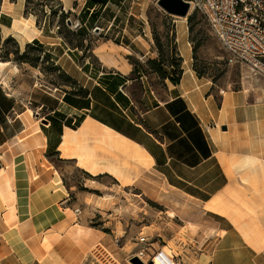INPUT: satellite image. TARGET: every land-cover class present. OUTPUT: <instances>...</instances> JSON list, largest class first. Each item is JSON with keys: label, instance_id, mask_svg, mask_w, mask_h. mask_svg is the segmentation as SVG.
Segmentation results:
<instances>
[{"label": "rangeland", "instance_id": "374dc122", "mask_svg": "<svg viewBox=\"0 0 264 264\" xmlns=\"http://www.w3.org/2000/svg\"><path fill=\"white\" fill-rule=\"evenodd\" d=\"M91 2L0 0V60L9 58L20 65L14 67L10 83L22 96L30 120L47 124L46 119L54 115L67 117L72 112L64 100L65 92L77 93L83 85L91 90L103 77L104 69L121 70L138 78L144 76L156 94L163 95L171 76H182L183 67L192 68L200 80L205 101L223 118L230 117L225 97L231 93L246 95L248 103L264 104V77L247 64L232 59L202 11L192 8L187 17H180L165 11L158 0H112V4L121 8L120 12L110 10L109 2L101 17L94 20L86 16ZM5 15H11L14 21L29 18L37 28L35 37L29 40L16 33L12 29L14 23L9 28L2 26ZM132 38L136 39L134 45L127 48L126 39ZM34 39L43 43L47 57L31 44ZM141 48L150 49L152 58H139ZM56 63L64 68L54 69ZM141 81L131 86L136 93L141 90ZM74 116L78 120L73 127L78 129L81 123ZM247 131L248 135L255 134L253 129ZM85 134L86 142L95 148L93 159L101 169L114 167L130 180L152 169L149 156L138 146L121 142L117 134L108 131L103 120L91 123ZM217 157L221 172L215 173L203 187L206 196L199 198L197 206L205 207L212 217H225L241 232L235 220L242 221L252 244L264 241V204L257 206L245 199L256 191L250 186L248 193L238 194L242 178L252 172L249 168L260 172L264 156L258 158L249 152L248 146H243ZM0 163L2 168L3 162ZM53 166L65 186L60 185L65 197L57 205L34 209V220L47 217L54 207L62 206L75 211L74 222L103 232V235L95 232L84 244L87 255L83 264H150L164 245L176 254L173 258L176 264H191L199 256L206 258L204 253L214 249L220 226L209 227L197 212L188 221L173 218L167 208L109 173L95 176L79 167L75 160L63 158H55ZM257 193L264 195V187L260 186ZM213 199H224L231 208L226 214L209 209ZM3 235L0 234V244L6 245V240L10 246L15 245ZM17 243L27 247L25 240Z\"/></svg>", "mask_w": 264, "mask_h": 264}, {"label": "crops", "instance_id": "0c3cea01", "mask_svg": "<svg viewBox=\"0 0 264 264\" xmlns=\"http://www.w3.org/2000/svg\"><path fill=\"white\" fill-rule=\"evenodd\" d=\"M111 1L109 0L110 3ZM109 2L102 8L99 17ZM96 7L87 8L90 10L88 17L91 18V13ZM110 7L116 14L120 12L121 8L115 4L111 3ZM2 21V26L8 28L14 23L11 15H5ZM134 40L136 39L132 38V41L126 39L129 43L126 47L131 48ZM33 42L31 44L43 50L47 57L43 43L39 39H34ZM120 43L124 45L123 42ZM150 53V49L143 51L141 48L138 52L139 58H152ZM14 67L19 68L20 65H16L9 58L4 62L0 60V155L14 163V186L20 220L30 221L38 230L59 225L64 218L62 206L54 207V212L42 219L34 220L33 212L34 209H41L46 204L57 205L65 197L63 190H55L54 183L58 184V181L53 171V161L55 158L65 159L60 146L66 130L68 128L74 130L73 126L78 120L74 115L78 116L80 126L87 122L89 115L87 112L91 110L93 102L92 89H86V85H83L82 90L77 93L65 92L64 100L72 112L67 117L54 115L46 119L47 124L39 120L33 121L26 117L23 98L16 93L10 83L11 76L15 75ZM54 67L61 69L63 66L56 63ZM183 68L184 73L180 81L168 83L163 89V95L156 94L144 76L138 78L121 70L104 69V75L97 83L113 97L126 114L119 129L120 138L126 142L119 138L120 141L138 146L158 165L175 161L188 167H199L214 156L223 153L229 155L231 151H238L243 146H248L249 152L258 158L264 156V104L248 103L246 95L240 92L231 93L225 97L230 117L223 118L222 114L214 113L215 110L205 101L200 80L192 68ZM135 81H141L139 93L131 87ZM36 122L45 137V146L33 150L32 153H19L12 142L31 123ZM247 128L253 129L255 134L248 135ZM261 170L263 167L259 171ZM58 176L61 177L60 174ZM39 191L45 192V195H41ZM213 217L219 221L220 226L214 249L209 254L204 253L206 258L199 256L191 264H264L263 240L254 245L237 227L225 221V217ZM55 218V222L50 221ZM3 237L15 245L10 246L3 238L6 245L0 244V247L9 251L6 255L0 256V264H42L36 258L28 239L20 232L4 234ZM18 240H25L27 247L18 246Z\"/></svg>", "mask_w": 264, "mask_h": 264}, {"label": "bare ground", "instance_id": "6f19581e", "mask_svg": "<svg viewBox=\"0 0 264 264\" xmlns=\"http://www.w3.org/2000/svg\"><path fill=\"white\" fill-rule=\"evenodd\" d=\"M12 29L29 40L33 39L37 33V28L33 27L32 21L27 17L23 19L16 18ZM224 93L227 92L224 91ZM91 97L93 102L87 122L78 129L68 128L63 135V143L60 146L63 157L67 160H75L79 167L92 175L97 176L104 173L113 175L122 184L134 187L151 201L167 208L170 217L188 221L191 214L197 212L202 219H206L209 227L211 225L218 226L219 221L207 214L205 207L197 206L199 198L206 196L203 187L208 185L207 183L214 178L215 173L221 172L218 157L214 156L199 167H188L175 161L158 165L149 157L153 163L152 169L133 180L125 177L114 167H108L106 170L101 169L93 159L95 148L86 142L85 132L91 127V123L103 120L108 131L111 134H117L119 139V129L124 123L126 114L113 97L98 83L92 88ZM12 144L15 146L16 151L21 154L32 153L33 150L45 146V137L38 122L31 123ZM133 147H136V145H133ZM0 161L3 162V167L0 169V234L8 235L20 232L28 239L36 258L42 264H83L87 255L84 244L99 230L74 222L76 213L71 208L63 209L64 218L56 226L36 230L30 221L20 220L17 193L14 186V163L6 160L2 154L0 155ZM6 161L8 166L4 167ZM250 171L252 172L247 173L242 178L243 186L238 188V194L248 193L250 191L248 187L250 186L256 191L253 194L250 193L245 199L249 203L262 206L264 195L257 193V191L260 186L264 187V164L263 170L260 172ZM56 181H58V184L54 183L55 190L64 191V187L57 188V185H62L60 178L57 177ZM208 208L226 214V210L231 207L224 199H213ZM235 223L241 228L244 236L249 239V232L243 222L236 219ZM258 229L262 231L261 228ZM98 233L104 234L101 231ZM7 251L9 250L0 247V256L6 255ZM139 257L147 263L141 256ZM174 257H176V254L171 247L164 245L162 251L153 258L150 264H176Z\"/></svg>", "mask_w": 264, "mask_h": 264}, {"label": "built area", "instance_id": "2783aa9c", "mask_svg": "<svg viewBox=\"0 0 264 264\" xmlns=\"http://www.w3.org/2000/svg\"><path fill=\"white\" fill-rule=\"evenodd\" d=\"M232 59L264 77V0H190Z\"/></svg>", "mask_w": 264, "mask_h": 264}, {"label": "water", "instance_id": "95a60500", "mask_svg": "<svg viewBox=\"0 0 264 264\" xmlns=\"http://www.w3.org/2000/svg\"><path fill=\"white\" fill-rule=\"evenodd\" d=\"M158 4L168 13L180 17H187L192 8V4L189 0H158Z\"/></svg>", "mask_w": 264, "mask_h": 264}, {"label": "trees", "instance_id": "16d2710c", "mask_svg": "<svg viewBox=\"0 0 264 264\" xmlns=\"http://www.w3.org/2000/svg\"><path fill=\"white\" fill-rule=\"evenodd\" d=\"M109 2V0H92V2H91V4L89 5V7H94V6H97V5H100V7L98 8V7H96L94 10H93V12L91 13V17L94 19V20H97L98 19V17L100 16V14H101V12H102V8L107 4ZM90 12V10L89 9H87L86 10V16L88 15V14H90L89 13ZM154 61H152V63H153ZM154 64H157L156 62H154ZM54 69H58V67H54ZM169 76H171V75H169ZM180 75H178V76H171V80L173 81V82H175V83H177V82H179L180 81Z\"/></svg>", "mask_w": 264, "mask_h": 264}]
</instances>
